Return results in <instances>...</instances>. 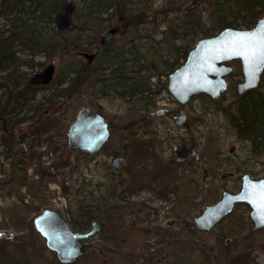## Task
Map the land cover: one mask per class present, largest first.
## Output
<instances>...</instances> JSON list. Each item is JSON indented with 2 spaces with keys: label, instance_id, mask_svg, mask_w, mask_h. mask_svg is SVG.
Instances as JSON below:
<instances>
[{
  "label": "rangeland",
  "instance_id": "374dc122",
  "mask_svg": "<svg viewBox=\"0 0 264 264\" xmlns=\"http://www.w3.org/2000/svg\"><path fill=\"white\" fill-rule=\"evenodd\" d=\"M124 1L126 15H139L140 23L133 24L129 18L122 22L120 14L108 11L109 15L103 14L100 19L110 21L94 31L93 24L91 28H82L88 14L86 3L74 0L76 10L72 24L76 28L64 35L71 45L67 51L60 49L50 58L38 55L31 59L21 53V58L31 59L36 64L32 70L25 69L28 79L53 60L56 80L84 65L89 71L105 67L109 55L122 58L125 66L137 59L138 65L156 67V70L141 73L140 78L154 71L162 72L161 62L175 55L170 51L173 46L193 48L196 39L202 37L192 42L176 39L180 24L192 12L200 15L203 25L206 24L215 6L211 0H176L172 5L169 0ZM54 3L59 2H48ZM61 6L57 5V12ZM53 22L49 25L51 29ZM4 25L5 21L0 19V30L7 28ZM111 29L116 30L113 39L95 51L99 37ZM168 30L171 32L165 35ZM130 52L137 53L133 56ZM84 53H95V60L88 63ZM231 65L234 70L227 77L229 85L224 100H211L204 95L192 97L183 108L186 114L183 126L176 125L171 117L176 116L181 107L166 92L168 75H164L149 79L153 86L142 101L138 97L128 100L107 93L105 86L106 93L102 95V84L89 77L78 86L77 92L56 104L60 111L53 115L58 125L49 134L51 139L45 135L33 136L27 124L15 128L16 135L25 136L16 150L23 153L21 158L27 165L21 166L27 170L25 173L17 171L15 179L12 178L9 160L4 159L0 149V264H58L35 231L34 218L46 209L67 218L66 210H75L78 204L96 208L105 202L107 206L117 207V217H121L125 227L111 237L100 227V231L85 242V255L76 264H174L181 260L182 254L200 264L218 255L219 248L234 240L241 246L254 243L249 250L251 264H264V252L259 248L264 243V229L252 231L249 209L245 205L236 206L211 233L198 232L193 225V219L206 206L219 201L223 192H238L244 174L254 179L264 178V153H255L250 142L237 135L224 112V109L233 112L242 98L235 91L242 81L240 65L238 62ZM257 91L264 96L262 76ZM48 92L40 91L37 98ZM83 106L102 113L111 128L110 141L95 157L72 152L66 146L68 128ZM162 109L168 113L163 117L154 115ZM178 143L193 144L199 153L198 160L191 158L176 168L184 181L171 187L166 199H160L147 186L140 189L135 186L130 174L137 169L130 167L140 162L145 147L150 146L149 152L169 162L175 161L173 146ZM58 152L69 164L54 170L51 167ZM31 154L34 155L32 160ZM115 156L126 158L120 172L111 168ZM35 208L40 210L38 214L33 211ZM189 224L193 225L192 231L188 229Z\"/></svg>",
  "mask_w": 264,
  "mask_h": 264
},
{
  "label": "trees",
  "instance_id": "16d2710c",
  "mask_svg": "<svg viewBox=\"0 0 264 264\" xmlns=\"http://www.w3.org/2000/svg\"><path fill=\"white\" fill-rule=\"evenodd\" d=\"M57 1L58 4L50 5L46 0H0V19L5 21L6 25L4 26H7V28L4 27L0 30V149H2L4 159L9 160L8 166L13 170L10 173L13 175L12 178L17 171L25 173L27 170L26 167L22 168L21 166L27 165L21 158L23 153L19 149L16 150V147H21L25 141V136L16 135L14 133L15 128L27 124L33 136L40 138L45 135L51 139L49 134L58 125L53 118L56 111H60V107L57 106L58 101L62 98H68L70 93L77 92L78 86L83 85L89 77L102 84L100 85L102 86V95L106 93L104 91L105 86L108 87L107 93H114L116 96L128 100H134L138 97V100L142 101L148 97L150 87L153 86L149 79L164 75L169 76L180 66V62L184 63L188 52L192 49L189 45L173 46L170 51L175 55L173 58L161 62L163 71L157 73L154 71L152 74L142 76L143 78H140L141 73H148L152 69L156 70V67L153 66L152 68L149 64L146 67L138 65L137 59L131 60L128 62L131 65L125 66L122 58L109 55L105 67L89 71L88 66L84 65L79 69H71L63 79H53L48 86L31 87L27 84L28 77L25 71V69L32 70L36 67L31 59L38 55H45L50 58L60 52V49L67 51L71 45L64 38V35L73 31L76 28L75 25H72L69 31L59 34L55 33L53 28L51 29L49 26L57 14V5L60 4L61 6L67 2V0ZM70 1L73 2L74 0ZM80 1L86 3L88 10L87 20L84 21L82 28H91L90 25L92 24L94 31L101 28V25L110 21V19H100L101 15L107 14L108 11L120 14L122 22L125 18H129L133 24L140 23L139 15H126L128 10L124 0ZM211 1L215 6L208 15L207 23L203 25L201 16L192 12L180 24L181 30L175 32L177 34L176 39L185 38L192 42L196 37H211L226 28L251 29L264 17V0ZM174 2L176 0H169L171 5ZM169 32L171 30L164 34ZM21 53H26L31 59L21 58ZM135 53L137 52H130L133 56ZM69 74L71 76H68ZM262 78H264V72ZM65 85L67 86L64 87ZM43 90L49 92L38 99V93ZM224 112L237 135L241 139L249 141L255 153H264V96L259 94L257 90L248 91L238 101L233 112H229L227 109H224ZM44 117L46 118L44 119ZM149 150H151L150 146L145 147L144 152L148 156L144 154L138 164L130 167L132 170L137 169L136 172L131 171L134 184L139 189L147 186L160 199H166L170 188L174 185L177 187L184 181L176 169L180 164H176L173 160L163 162ZM58 154L55 156V164L51 167L54 170L69 164L61 152ZM32 158H34L33 154H31V160ZM107 205L109 204L105 202L101 206L92 208L88 205L78 204L75 210H66L68 216L66 220L70 227L78 232L88 231L91 224L97 222L104 230L105 235L111 237L116 232L123 230L125 226L120 219L121 217H117L118 213L115 211L117 207ZM33 211L37 214L40 212L38 208L33 209ZM133 227L130 225V229ZM188 229L192 231L193 225L189 224ZM171 235L176 236L177 234L171 233ZM253 246L254 243L241 246L237 240H234L232 244L219 248L218 255L213 256L208 261H202L200 264H251L253 260L250 258L249 250ZM259 248L264 252V243L260 244ZM180 256L182 257L181 260L174 264H199L192 261L189 256L184 257V254Z\"/></svg>",
  "mask_w": 264,
  "mask_h": 264
},
{
  "label": "water",
  "instance_id": "95a60500",
  "mask_svg": "<svg viewBox=\"0 0 264 264\" xmlns=\"http://www.w3.org/2000/svg\"><path fill=\"white\" fill-rule=\"evenodd\" d=\"M76 5L63 4L54 17L53 31L57 34L72 28ZM116 30L111 29L99 37L95 51H99L113 39ZM247 34V35H243ZM264 37V17L251 29L226 28L214 36H202L196 39L186 60L168 76L166 92L182 109L178 111L175 124L183 126L185 115L183 108L190 99L204 95L211 100H224L227 90V77L233 72L232 62H238L242 81L235 87L238 97L246 92L257 90L264 72V66L256 67L246 54L259 50ZM88 63L96 54L84 53ZM56 62L51 61L43 70L34 74L28 81L30 86H47L55 75ZM254 76V80H253ZM166 110L154 113L163 117ZM111 132L105 116L87 106L81 107L66 134V146L72 152L97 155L108 143ZM175 162L184 163L190 158L199 159V153L190 145L173 146ZM124 158H116L112 166L119 170ZM245 205L249 209L252 231L264 229V178L254 179L244 174L240 189L236 193L223 192L219 201L206 206L193 219L198 232L211 233L215 226L230 215L236 206ZM35 231L44 242L46 249L52 252L59 264H73L85 255V242L100 231V225L93 222L86 232L72 230L66 218L59 212L46 209L33 220Z\"/></svg>",
  "mask_w": 264,
  "mask_h": 264
},
{
  "label": "flooded vegetation",
  "instance_id": "af4514ba",
  "mask_svg": "<svg viewBox=\"0 0 264 264\" xmlns=\"http://www.w3.org/2000/svg\"><path fill=\"white\" fill-rule=\"evenodd\" d=\"M95 58H96V56H95ZM94 60H95V59H94ZM94 60H93V61H94ZM46 66H47V65H46ZM46 66H45V67H46ZM45 67H44V68H45ZM55 67H56V65H55ZM44 68H43V69H44ZM43 69H42V70H43ZM39 72H40V71H39ZM35 74H36V73H35ZM29 79H30V78H29ZM29 79H28V81H29ZM53 79H54V78H53ZM28 81H27V84H28ZM52 81H53V80H52ZM52 81H51V82H52ZM226 81H227V88H228V85H229V83H228V78L226 79ZM29 86H30V85H29ZM47 86H48V85H47ZM31 87H45V86H31ZM178 106H179V105H178ZM181 109H182V108H181ZM181 109H180V110H181ZM164 110H166V109H164ZM180 110H178V111H180ZM183 110H184V109H183ZM167 113H168V110H166L165 114H167ZM184 115H185V120H186V114H185V112H184ZM177 116H178V112H177V115H176V116L172 115L171 117L176 121V120H177ZM105 120H106V118H105ZM106 122H107V120H106ZM107 123H108V122H107ZM108 126H109V129H110V132H111V128H110L109 123H108ZM111 136H112V133H111ZM111 136H110V138H111ZM109 141H110V139H109ZM109 141H108V142H109ZM107 144H108V143H107ZM107 144H106V145H107ZM179 144H181V143H179ZM106 145H105V146H106ZM175 145H176V144H175ZM182 145H188V144H182ZM105 146H104V147H105ZM190 146H193V147H194L193 144H191ZM104 147H103V148H104ZM103 148H102V149H103ZM194 148H195V147H194ZM102 149L100 150V152L102 151ZM100 152H99L97 155H99ZM79 153H80V152H79ZM82 154H86V153H82ZM88 155H89V154H88ZM97 155H95V156H97ZM173 155H174V154H173ZM90 156H92V155H90ZM95 156H92V157H95ZM116 158H124V161H123V163H122V165H121V168H120L119 170L115 169V168L112 166V163L114 162V160H115ZM174 159H175V157H174ZM190 159H191V158H190ZM125 160H126V158H125L124 156H121V157L115 156V157L112 159V162H111V168H112L115 172H120V171L122 170V168H123V164H124ZM188 160H189V159H188ZM186 161H187V160H186ZM186 161H185V162H186ZM185 162H184V163H185ZM175 163H176V162H175ZM176 164H178V163H176ZM181 164H183V163H181ZM130 175H131V178H132V180H133V176H132L133 174H130ZM133 182H134V181H133ZM98 224H99V223H98ZM91 225H92V224H91ZM99 225H100V224H99ZM90 228H91V227H90ZM72 230H73V229H72Z\"/></svg>",
  "mask_w": 264,
  "mask_h": 264
},
{
  "label": "snow or ice",
  "instance_id": "6c2138e0",
  "mask_svg": "<svg viewBox=\"0 0 264 264\" xmlns=\"http://www.w3.org/2000/svg\"><path fill=\"white\" fill-rule=\"evenodd\" d=\"M243 35H247V34H243ZM246 54L250 58V64L254 62L257 68L260 66H264V37H262V42L258 51L257 50H253L251 52L246 51ZM253 80H254V76H253Z\"/></svg>",
  "mask_w": 264,
  "mask_h": 264
}]
</instances>
